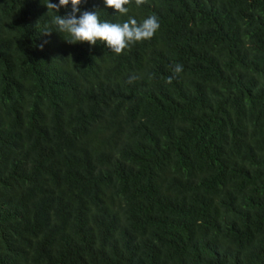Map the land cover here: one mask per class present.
I'll use <instances>...</instances> for the list:
<instances>
[{
  "label": "trees",
  "instance_id": "16d2710c",
  "mask_svg": "<svg viewBox=\"0 0 264 264\" xmlns=\"http://www.w3.org/2000/svg\"><path fill=\"white\" fill-rule=\"evenodd\" d=\"M126 7L117 55L0 0V264H264V0Z\"/></svg>",
  "mask_w": 264,
  "mask_h": 264
},
{
  "label": "clouds",
  "instance_id": "9594fccd",
  "mask_svg": "<svg viewBox=\"0 0 264 264\" xmlns=\"http://www.w3.org/2000/svg\"><path fill=\"white\" fill-rule=\"evenodd\" d=\"M146 0H135L137 6H141ZM48 8V14L53 10L58 13L61 7L67 8L71 4V12L65 16L55 15L52 18L56 31L61 34H68L70 39H66L69 43L87 42L90 45H96L97 42L106 43L113 53L122 54L130 45L144 40L151 39L160 28L158 17L149 16L142 22L129 17L123 23H112L100 20L98 11H84L79 18L77 13L80 12L82 0H59V3H53L52 0H43ZM107 7L115 9L118 14L126 15L129 8L126 7L131 0H104ZM49 34L50 31H45ZM43 47V45H41ZM183 72V65L176 63L172 66L173 75L168 78L171 83L174 77L179 76ZM138 79L135 75L129 78V83Z\"/></svg>",
  "mask_w": 264,
  "mask_h": 264
}]
</instances>
